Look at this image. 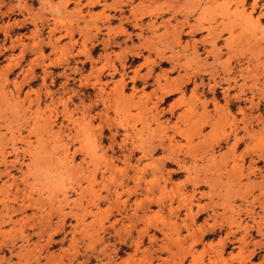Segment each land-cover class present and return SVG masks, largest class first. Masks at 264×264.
Here are the masks:
<instances>
[{"label":"rangeland","instance_id":"374dc122","mask_svg":"<svg viewBox=\"0 0 264 264\" xmlns=\"http://www.w3.org/2000/svg\"><path fill=\"white\" fill-rule=\"evenodd\" d=\"M263 180L264 0H0V264H264Z\"/></svg>","mask_w":264,"mask_h":264},{"label":"bare ground","instance_id":"6f19581e","mask_svg":"<svg viewBox=\"0 0 264 264\" xmlns=\"http://www.w3.org/2000/svg\"><path fill=\"white\" fill-rule=\"evenodd\" d=\"M238 2H236L235 3V10L237 11V13L238 14H241L242 13V11L241 10H239L238 9ZM249 16V15H248ZM168 81L166 80V82H164L163 84H161V85H159V88H160V91H161V93H162V95L164 94V95H166V94H170L173 90H175V91H177V89H181V88H178V87H174V89H173V87L172 88H170L169 87V85H168V83H167ZM118 84L116 85V86H120V87H122V79H120L118 82H117ZM120 84H122V85H120ZM170 86H172L171 85V82H170ZM168 87V88H167ZM194 88V87H193ZM118 89V92L117 93H119V94H121L122 93V89H119V88H117ZM171 89V90H170ZM100 91V90H99ZM152 94H154V93H152ZM148 95H146L145 97H147ZM157 97V96H156ZM159 98L161 99V96H159ZM158 97H157V99H159ZM155 99V98H154ZM128 102V101H127ZM132 102V101H131ZM138 103H139V105L140 104H145L144 102V100H142V99H138V101H137ZM134 103V102H133ZM155 104V103H154ZM154 109V108H153ZM194 109V108H193ZM193 109H190L189 107L188 108H186V109H184L183 111H182V113L181 114H179V116L178 117H181V118H185L186 117V115H187V113L188 114H190V112L191 111H193ZM170 111V110H169ZM191 113H193V112H191ZM173 114V113H172ZM217 116V115H216ZM178 117H177V119H178ZM151 118V117H150ZM154 118H156V117H154ZM152 119V120H154L155 121V119ZM186 119V118H185ZM191 120V119H190ZM188 122V121H187ZM194 122V121H193ZM176 123V122H175ZM175 123H174V127H175V130H173L172 131V134L171 135H168L167 136V138H164L165 137V135L166 134H164V136H160V138H159V140H158V145L159 146H163L164 145V143H163V140H165V139H167L168 140V143L165 145V146H167V151H169L168 153H169V155H171V153L170 152H173V148L174 147H176L177 146V144L175 143V144H171V141L173 140V138H175V136H174V134H179V135H184L185 137H187L188 135L187 134H189V132H190V135H189V137H188V139L190 140V136H191V138H192V135H196L197 133H198V130L200 129L198 126H194L195 128H197L198 130H196L195 129V131L196 132H194L192 129H194V128H191V127H189V129H188V124H187V126H186V128H187V131H188V133H187V131H185L184 129H183V127H182V129L184 130H181V129H179L178 127H176L175 126ZM186 124H184V125H186ZM193 124V123H192ZM192 124H189V126H191ZM159 125H160V128H161V122L160 123H158V122H156V127L158 126L159 127ZM194 125H195V123H194ZM173 127V126H172ZM192 127H193V125H192ZM248 128V127H247ZM162 130H163V128H162ZM165 130V129H164ZM191 131H192V133H191ZM200 131V130H199ZM163 132V131H162ZM233 132V131H232ZM199 133H201V132H199ZM198 133V134H199ZM230 133V132H229ZM169 134V133H168ZM207 134V133H206ZM234 134V132L232 133V135ZM205 135V134H204ZM228 135V134H227ZM196 136H198V135H196ZM206 136V135H205ZM234 136H236V135H234ZM181 137V136H180ZM228 137V136H227ZM249 137V136H248ZM202 138H203V135H202ZM234 138V140H233V143H232V146H234V145H236L237 143H238V139H236L235 137H233ZM238 138V137H237ZM184 139V138H183ZM228 139V138H227ZM225 141H227V140H225ZM191 142V141H190ZM202 142V141H201ZM178 143V142H177ZM157 144H155V145H157ZM189 144V143H188ZM188 144L186 145V152L185 153H187V154H189L190 155V153H191V151H190V149H188L189 148V146H188ZM154 144H152V146H153ZM155 145H154V147H155ZM152 146H150V147H148V146H145L146 148H144V147H141V152H142V156H145V155H147L150 159H151V161H150V163H149V165H154V171L155 170H160L159 168H158V166H160L161 164H163V160H161V159H158V158H152L151 157V151H153L154 150V148L152 147ZM187 146H188V148H187ZM194 146V145H193ZM148 147V148H147ZM206 147V146H205ZM150 148V149H149ZM138 149V148H137ZM187 149H188V151H187ZM225 152V151H224ZM183 154V153H182ZM186 154V155H187ZM176 156H177V153L175 154ZM174 155V156H175ZM163 156V155H162ZM211 156V155H210ZM129 157H130V155H129ZM178 157V156H177ZM191 157H192V155H191ZM175 158V157H174ZM174 158L172 159V160H174ZM183 159V158H182ZM159 160V161H158ZM212 160H213V158H212ZM211 160V162H213ZM127 161V160H126ZM183 161V160H182ZM157 162V163H156ZM159 162V163H158ZM177 162H178V160H177ZM176 162V163H177ZM217 162V161H216ZM216 162H214V163H216ZM252 163V162H251ZM160 164V165H159ZM183 164V163H182ZM250 164V163H249ZM210 165H212V164H210ZM240 165V164H239ZM140 166V165H139ZM182 166V165H181ZM233 167L232 168H234V165H232ZM241 166V165H240ZM142 167V166H141ZM239 167V166H238ZM249 167V166H248ZM138 168V167H137ZM147 168V167H146ZM184 168V167H183ZM250 168V167H249ZM254 168V167H253ZM108 169V168H107ZM112 169V168H111ZM110 169V170H111ZM140 169V171L142 170L141 168H139ZM251 169H252V167H251ZM139 171V172H140ZM235 171V170H234ZM161 172V171H160ZM159 172V173H160ZM259 173V172H258ZM136 177H138V176H136ZM188 177V176H187ZM201 178H202V176H201ZM212 178V177H211ZM208 179V178H207ZM263 179V178H262ZM125 180V179H124ZM135 180V179H134ZM189 180V179H188ZM138 181V180H137ZM137 181H134V182H137ZM200 181V180H199ZM199 181H196L195 183H194V188H193V190H192V192H191V194H190V198H193V197H195L194 196V191H195V189L197 188V184L198 183H200ZM202 181H204V182H206V184H207V180L205 179V180H202ZM202 181H201V183H202ZM264 181V180H263ZM139 182V181H138ZM154 185V184H153ZM182 185V184H181ZM207 185H209V184H207ZM263 185V184H262ZM261 185V186H262ZM164 186V185H163ZM148 187H149V185H148ZM178 187V186H177ZM176 187V188H177ZM208 187H210V186H208ZM153 188V187H152ZM151 188H149V190H150ZM158 189V188H157ZM160 190V189H159ZM159 190H158V192H159ZM218 190V189H217ZM152 191V190H151ZM209 191H213V189H211V190H209ZM146 192V191H145ZM186 193V192H185ZM210 193V192H209ZM214 193V192H213ZM261 195H264V188H263V190L260 188V192H259ZM177 194V193H176ZM259 194V195H260ZM156 195V194H155ZM185 195V194H184ZM204 195H207V193L206 194H204V193H200V196H204ZM118 196V195H117ZM117 196H116V198H117ZM145 197H147V196H145ZM187 195L184 197V198H182L181 200L179 199V201L180 202H184V201H187V204H188V206L186 207V213H188L187 214V216L189 215V214H191L192 213V209L193 208H191V206H192V204H193V202H192V199H189V197H187L188 198V200H187ZM209 197V196H208ZM148 198V197H147ZM209 202H206V203H208V204H210L211 203V200H212V198L211 197H209ZM144 200V199H143ZM147 200V199H146ZM149 200V199H148ZM153 200V199H152ZM126 201V200H125ZM150 201H151V199H150ZM150 201H148L147 203H146V207L148 206V205H150L151 204V202ZM156 202H158V201H156ZM186 203V202H185ZM184 203V204H185ZM140 204H142V202L141 203H139L138 205H140ZM181 204V203H180ZM195 204H197V203H195ZM204 204V203H203ZM208 204H207V206H208ZM143 205V204H142ZM200 205V204H199ZM170 206V205H169ZM178 206V205H177ZM202 206V205H201ZM201 206H197L196 208H197V211H196V214L195 215H193L194 217L195 216H199V212L203 209V206L201 207ZM204 206H206V205H204ZM210 207H211V205H210ZM195 208V207H194ZM82 209V208H81ZM136 209V208H135ZM170 209V208H169ZM160 210V209H159ZM171 210V209H170ZM194 210V209H193ZM173 211V210H172ZM212 211V213L210 214V215H208L207 217L208 218H210L211 220H213L214 221V223H216V211L215 210H213V207H211V210L209 211V212H211ZM225 211V210H224ZM79 213V212H78ZM172 212L170 211V214H171ZM219 213V212H218ZM132 214V216H133V213H131ZM208 214V213H207ZM219 214H217V216H218ZM170 216H172V214L170 215ZM220 216V215H219ZM222 216V215H221ZM186 219V218H185ZM196 219V218H195ZM151 220V219H150ZM166 220V219H165ZM164 220V222L162 223L161 221V224H160V222H159V226L157 225V224H151L152 226H150V224H149V222H151V221H149V222H146V226L147 225H149L150 227H154V228H156V231H157V228L159 229V230H161V236H162V238H167L168 236H170L171 235V232H173L172 230H174V229H169V228H167L168 226H166V231L164 230V227L163 226H165V221ZM191 220V219H190ZM116 221V220H115ZM195 221V220H194ZM154 222V221H153ZM148 223V224H147ZM152 223V222H151ZM173 223H176V222H173ZM172 223V224H173ZM189 223H191V222H189ZM204 223H209V222H207V219L206 218H204L203 219V224ZM167 224V223H166ZM171 224V225H172ZM233 224V223H232ZM145 226V225H144ZM183 226V225H182ZM187 226V225H186ZM198 226H199V224H198ZM207 226V225H206ZM170 227H172V226H170ZM176 227H177V225H176ZM84 228V227H83ZM143 228V227H142ZM172 228H175V227H172ZM203 228V227H202ZM211 229L213 228V227H210ZM144 229V228H143ZM190 229L192 230V228L190 227ZM189 229V230H190ZM200 230V229H199ZM199 230H198V232H199ZM144 233H146L147 232V230H146V227H145V229L144 230H142ZM177 232V231H176ZM189 232H191V231H189ZM195 232H196V230H195ZM142 232H139V235L141 234ZM158 233H159V231H158ZM192 233H194V230L192 231ZM244 233V235L241 237V238H238L237 240H238V242H240V244L241 245H239V247H240V251H242L241 249H242V246L244 245V244H246L247 245V243H245L246 242V240H245V235L248 233V231L247 230H245V232H243ZM199 235H200V232L198 233ZM230 234H232L231 233V227L229 226L228 227V232L227 233H225V236H227L226 238L228 239L229 238V235ZM154 235V234H153ZM188 235V234H187ZM191 235H194V234H191ZM222 235V234H221ZM195 236V235H194ZM201 236H203V234L201 235ZM200 236V237H201ZM149 239V242L151 241H153L151 238H148ZM195 240H196V242L198 241V240H200V238L198 239V235L195 237ZM226 239H224L222 242L220 241V244H217L216 246H214V247H212V248H215L214 249V254L212 253L211 255H222V249L225 247V244H226V241H225ZM180 243V242H179ZM193 243H194V241H193ZM204 244V243H203ZM212 245V244H211ZM211 245H210V247H211ZM238 247V248H239ZM246 247V246H245ZM244 247V248H245ZM183 249V248H182ZM222 251V252H221ZM182 252V251H181ZM242 253H244V255H245V252H243L242 251ZM203 255V254H202ZM207 255V254H206ZM237 255H241L240 253L239 254H237ZM243 255V254H242ZM247 255H252V253H249L248 252V254ZM217 258V257H216ZM215 258V259H216ZM219 260V259H218ZM221 260V259H220ZM213 262H215V261H213ZM224 262H225V260H224Z\"/></svg>","mask_w":264,"mask_h":264}]
</instances>
